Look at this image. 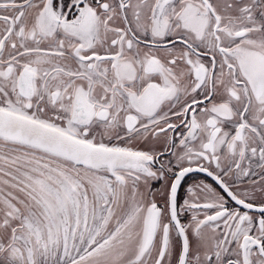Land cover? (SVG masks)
Wrapping results in <instances>:
<instances>
[{"label":"snow or ice","instance_id":"obj_1","mask_svg":"<svg viewBox=\"0 0 264 264\" xmlns=\"http://www.w3.org/2000/svg\"><path fill=\"white\" fill-rule=\"evenodd\" d=\"M0 264H264V0H0Z\"/></svg>","mask_w":264,"mask_h":264}]
</instances>
